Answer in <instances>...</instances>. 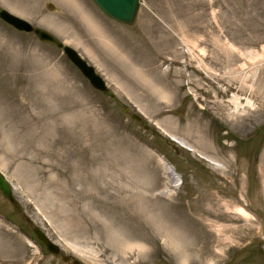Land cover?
I'll return each instance as SVG.
<instances>
[{"label": "rangeland", "instance_id": "obj_1", "mask_svg": "<svg viewBox=\"0 0 264 264\" xmlns=\"http://www.w3.org/2000/svg\"><path fill=\"white\" fill-rule=\"evenodd\" d=\"M140 4L124 25L93 0H0L108 86L0 18V172L21 204L0 191V264H264V0Z\"/></svg>", "mask_w": 264, "mask_h": 264}, {"label": "water", "instance_id": "obj_2", "mask_svg": "<svg viewBox=\"0 0 264 264\" xmlns=\"http://www.w3.org/2000/svg\"><path fill=\"white\" fill-rule=\"evenodd\" d=\"M141 0H93V2L100 8V10L114 21L125 24L133 25L136 21L138 11L140 9ZM0 18L7 24L16 28L17 30L24 31L26 33H33L41 42L53 45L61 49L67 58L82 72V74L90 81L92 86L100 92H108V86L106 82L96 73L91 65L82 58V56L72 47L65 45L64 42L59 40L50 32L34 27L28 21L13 15L12 13L2 10L0 12ZM137 120V116H134ZM0 190L3 196L11 202L18 210H21V205L17 202L13 195V191L7 183V180L0 175ZM35 233L43 240L49 250L58 254L60 252L59 247L54 246L49 242L45 236L35 229ZM73 264H79L74 262Z\"/></svg>", "mask_w": 264, "mask_h": 264}, {"label": "bare ground", "instance_id": "obj_3", "mask_svg": "<svg viewBox=\"0 0 264 264\" xmlns=\"http://www.w3.org/2000/svg\"><path fill=\"white\" fill-rule=\"evenodd\" d=\"M140 7H141V4H140ZM139 11H140V9H139ZM139 11H138V14H139ZM138 14H137V17H138ZM14 15V14H13ZM16 16V15H15ZM18 17V16H17ZM137 17H136V20H137ZM110 18V17H109ZM111 19V18H110ZM85 20L88 22V25H89V29L91 30V33L92 34H94L98 39H99V41L101 42V43H103V45H106V47H109V48H111V49H113V46H112V44H111V42L109 41V39L106 37V35L102 32V30L100 29V27L95 23L94 24V22H93V20H91L90 18H88L87 16H85ZM113 20V19H112ZM121 24V23H120ZM125 25V24H124ZM74 49V48H73ZM87 53L86 54H88V55H93L90 51H86ZM88 64H89V62H87ZM89 65H91V64H89ZM92 66V65H91ZM92 68L95 70V71H97L96 69H95V67L94 66H92ZM97 73V72H96ZM98 74V73H97ZM99 75V74H98ZM102 79H103V77L101 76V75H99ZM104 80V79H103ZM89 81V80H88ZM105 81V80H104ZM90 82V81H89ZM91 86H92V84H91ZM93 87V86H92ZM94 88V87H93ZM95 89V88H94ZM234 102H235V104L237 105V106H240L241 104H240V102H239V99L236 97L235 99H234ZM173 141L175 142V143H177L179 146H181V147H183V148H185V149H188V150H193V148L187 143V142H185V141H183V140H181V139H179V138H173ZM205 160L206 161H208L209 163H211V164H216L217 163V161L216 160H214L213 158H211V157H206L205 158ZM167 170H168V173L173 177V178H175L176 179V174L173 172V170H172V168H170V167H168L167 166V168H166ZM0 175L3 177V178H5L6 180H7V178L0 172ZM7 183H8V185L10 186V188L12 189V191H14L15 189L12 187V185L9 183V181L7 180ZM1 191V190H0ZM15 197V196H14ZM16 199V198H15ZM18 202V201H17ZM19 203V202H18ZM20 204V203H19ZM21 205V204H20ZM15 207V206H14ZM16 208V207H15ZM17 209V208H16ZM18 210V209H17ZM21 211V210H20ZM237 212H238V214L241 216V217H243V218H248V216H249V214L250 213H248L247 212V210L246 209H242V208H240V209H237ZM24 233H26V238L28 239V238H32L34 241H30L32 244H34V245H39L40 247L42 246V248H46V250H47V252H49V253H51V254H53V255H56V256H59V254H60V252L58 253V254H55L54 252H52L51 250H49L48 249V247H47V244H45L44 242H43V240L39 237V235H37V233H35V231L33 232V234H34V237H31V236H29L28 235V233H27V231H25L24 230ZM42 233V232H41ZM43 234V233H42ZM44 236H45V234H43ZM45 238L49 241V242H51V244L52 245H54V246H58L59 247V249H61V247L58 245V244H55L52 240H49L46 236H45ZM44 248V249H45ZM45 250V251H46ZM72 252H74V250H72ZM74 253H76V252H74Z\"/></svg>", "mask_w": 264, "mask_h": 264}]
</instances>
